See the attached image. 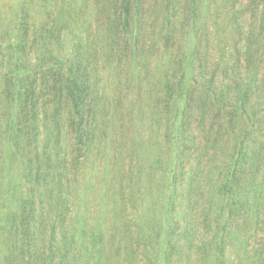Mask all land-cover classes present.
Wrapping results in <instances>:
<instances>
[{
  "label": "rangeland",
  "instance_id": "obj_1",
  "mask_svg": "<svg viewBox=\"0 0 264 264\" xmlns=\"http://www.w3.org/2000/svg\"><path fill=\"white\" fill-rule=\"evenodd\" d=\"M198 7L121 49L104 0H0V264H264V2Z\"/></svg>",
  "mask_w": 264,
  "mask_h": 264
},
{
  "label": "trees",
  "instance_id": "obj_2",
  "mask_svg": "<svg viewBox=\"0 0 264 264\" xmlns=\"http://www.w3.org/2000/svg\"><path fill=\"white\" fill-rule=\"evenodd\" d=\"M105 3L109 6V10H107L108 18H106L105 23L109 26L112 24L114 25V30L117 29V32L120 31L119 38L115 40V43L117 46L121 49L123 47H128L130 38L129 36L133 35L135 36L140 33L139 29L135 26H139L138 21L148 15L149 20L158 21L159 18H162V25L168 24V27H171V21L175 17V13L179 11L181 16V22H183L184 28H186V23L189 24V21L191 24L197 20L196 13L198 12V2H201V0H104ZM264 2V0H261ZM179 3V4H178ZM146 8L148 9H145ZM113 17V18H112ZM136 19V22L132 23V20ZM178 21V20H177ZM99 24L97 27H99V31L102 30L100 26H104L103 18L99 19ZM185 23V24H184ZM163 27V28H164ZM53 31V29L49 30ZM98 33V32H97ZM95 33L96 36L98 34ZM116 33V30H115ZM136 33V34H135ZM92 36H88L87 40H81V42L78 43V45L82 46L86 50V45L88 43L92 45L93 42H91ZM99 37V36H98ZM113 39V38H112ZM123 42L125 45L123 46ZM180 46H183L181 43H179ZM60 50H57L56 52L49 51L52 54L47 59V81L52 80L51 77L55 80L65 78L67 85L72 86V105L74 108L78 111V113H81L83 111L86 96L88 93V81L90 80V61H87L84 57L79 56L78 51H75L73 53V56H69L67 53H58ZM74 51V50H73ZM57 54H55V53ZM249 63H254L250 62ZM198 65L200 66V69L204 70L205 65L204 62H198ZM38 66H35V69H37ZM184 76H181L180 79L177 81V87L179 89H187L189 90V85H191V82H194V84H197L202 88V90L206 92H210L213 83H211L214 80V77L209 78L206 80L205 78H202L198 81V79L195 77H187V79H184ZM176 84V83H175ZM240 101L244 102L246 99V89H243V87H240ZM190 93V91H189ZM238 101V98H237ZM231 106V104H229ZM81 134V132H80Z\"/></svg>",
  "mask_w": 264,
  "mask_h": 264
}]
</instances>
